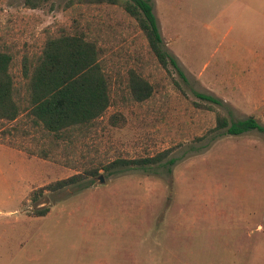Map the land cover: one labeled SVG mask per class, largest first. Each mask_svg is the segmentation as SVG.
<instances>
[{
  "label": "rangeland",
  "instance_id": "1",
  "mask_svg": "<svg viewBox=\"0 0 264 264\" xmlns=\"http://www.w3.org/2000/svg\"><path fill=\"white\" fill-rule=\"evenodd\" d=\"M24 2L0 0V49L18 80L24 55L79 30L105 50L114 82L135 69L154 93L135 102L117 79L106 115L57 146L0 131V264H264V133L215 129L217 113L264 126V0H151L184 76L159 65L118 6ZM156 157L32 196L118 159Z\"/></svg>",
  "mask_w": 264,
  "mask_h": 264
},
{
  "label": "trees",
  "instance_id": "2",
  "mask_svg": "<svg viewBox=\"0 0 264 264\" xmlns=\"http://www.w3.org/2000/svg\"><path fill=\"white\" fill-rule=\"evenodd\" d=\"M85 5H114L132 17L147 40L151 54L165 69L172 66L184 76L177 60L164 48L154 5L151 0H76ZM51 0H25L30 9H38ZM70 5L75 0H69ZM107 53L97 41L83 31H62L49 36L37 56L24 55L19 80L13 73L14 56L0 49V131L12 137L41 134L42 140L49 139L57 146L59 140L73 139L90 131L103 118L113 104L117 79L125 81L128 93L135 102H144L154 93L153 84L135 69H129L126 78L118 74L115 82L106 65ZM117 84V83H116ZM204 100L219 104L214 98L199 94ZM118 125L119 115L108 120ZM216 130L239 136L257 130L264 133V126L253 116L231 121L217 113ZM40 138H37L39 141ZM36 139V138H35ZM13 142V141H12ZM39 143V142H38ZM57 143V145H56ZM40 157L48 158L50 152L40 149ZM30 154H35L29 150ZM161 157L148 159H118L103 168L86 170L66 179L58 180L32 192L34 200L44 191H59L83 182L103 169L108 174L129 167H143L159 163ZM49 212L43 209L39 216Z\"/></svg>",
  "mask_w": 264,
  "mask_h": 264
}]
</instances>
